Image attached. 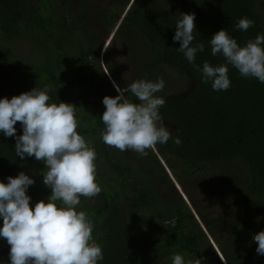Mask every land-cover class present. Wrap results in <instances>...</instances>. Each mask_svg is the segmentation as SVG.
<instances>
[{"label": "trees", "instance_id": "obj_1", "mask_svg": "<svg viewBox=\"0 0 264 264\" xmlns=\"http://www.w3.org/2000/svg\"><path fill=\"white\" fill-rule=\"evenodd\" d=\"M90 1L93 0H40L37 4L34 0H0V44L6 39L10 42L20 40L29 30H35L39 39L32 44L33 48L25 49V57L30 58L26 63L25 60L20 61L14 51L6 53L3 60L0 57V98L11 99L35 87L41 90L47 87L49 103L74 102L78 133L87 143L92 141L90 146L97 154L95 163L103 161L110 168L109 173L100 175L96 172L101 192L88 198V203L80 198V204L76 207L78 212L84 211L94 225L92 236L103 252V260L98 264H162L174 254L199 258L210 253L216 259L210 247L209 251L200 250V242L208 241L181 198L178 199L179 207L176 202L157 201L155 188L165 184V192L175 193L165 168L173 171L179 167L181 175L174 173L177 182L180 184L187 176L193 187L197 179L192 176L204 172L208 163H238L244 174L237 181L228 180L227 191L239 181L235 185L239 200L245 205L247 203L249 208L264 206V83L255 78L242 77L237 69L227 64L222 54L213 56L209 43L216 32L222 29L227 31L228 27H234L232 32H227L240 46L250 39L254 40L258 34L264 35V16L257 11L262 0H173L170 3L164 0H110L111 11L100 10ZM72 3H76V7ZM127 7L122 16V11ZM88 8H95V18L103 30L111 29L114 24L118 26L115 34L124 29L129 31L127 36H132V29L138 30L143 38L142 43L149 48L150 65L147 72L161 67L177 74L172 76L182 83V90L169 93L164 87L155 95L165 100L159 114L172 135L182 141L180 146L170 139L165 144L155 146L156 154L149 149L146 159L139 154L138 161L134 158L127 163L126 160L117 159L115 149L103 143L101 131L104 125L100 118L105 106L102 100L104 93L114 98V91L111 88L109 93L104 88L109 80L98 63L100 47L89 44L84 48L79 45V52L68 56L63 54V41L60 40L68 28H84L92 15L87 13ZM180 13L195 14L194 39L190 46L199 43L205 45V50L197 52L194 61L200 71L177 50L180 43L172 39ZM244 17L254 21V26L247 31L236 28L237 21ZM53 36L57 44L51 41L43 54L42 39ZM74 40L70 37L69 42ZM74 42L79 44L82 41ZM206 61L213 67L227 65L231 82L228 90L214 91L211 81L202 82V68ZM23 63L25 70L16 78ZM105 64L113 80L118 83L112 67L107 62ZM169 66L175 69L166 70ZM21 80L26 84L34 80L36 85L22 90L20 88L24 87V83L20 84ZM163 80L166 82V79ZM92 92L96 94V101L89 95ZM83 93L88 96L85 102L82 100ZM127 95L132 102L139 103L131 93ZM77 97L81 100H77ZM15 128L16 136L22 135L19 122ZM15 143L14 137H5L0 132V182L6 184L7 177L15 178L23 172L35 181L31 187L39 189L43 185V172L46 171L44 164L29 175L28 172L38 166L37 160L27 155L21 160L15 154ZM163 154L168 158L167 163L159 160ZM141 158L151 168V171L148 170L150 175L145 176L143 183L134 178L135 166L132 163L134 161L140 168ZM152 182L155 185L151 186ZM129 184L134 187L142 185L141 191L136 190V195L128 196L126 191ZM37 193L30 201V207L41 200L47 202L51 190L45 187ZM146 207H150L159 217L155 223L160 226L155 231L154 227L149 228L152 219L137 218L139 210ZM185 218L193 219L190 229H187ZM201 220L205 228H214L205 217L201 216ZM168 221L173 226L165 225ZM234 225L237 237L222 250L226 262L264 264V256L256 253L257 244L252 240L255 234L264 230V224L243 218L235 221ZM244 225H247V230ZM157 233L162 237L157 238ZM9 251L6 240L0 238V264H10Z\"/></svg>", "mask_w": 264, "mask_h": 264}, {"label": "clouds", "instance_id": "obj_2", "mask_svg": "<svg viewBox=\"0 0 264 264\" xmlns=\"http://www.w3.org/2000/svg\"><path fill=\"white\" fill-rule=\"evenodd\" d=\"M195 14L180 13L176 23L174 42L189 63L194 64L197 52L205 45L190 46L194 39ZM254 21L240 18L236 28L247 31ZM211 54H222L244 78H255L264 83V35L258 34L244 46L238 45L225 29L216 32L209 40ZM228 67L222 64L213 67L204 62L202 82L211 81L214 91H226L231 82ZM114 98L102 100L105 111L100 118L104 128L101 139L104 144L123 152L132 150L147 156V149H154L170 139L180 146L182 141L174 137L165 125L159 108L165 100L155 94L162 91L165 81L158 78L137 80L127 88L120 89ZM48 88L35 87L13 96L0 98V132L5 137H14L15 154L21 160L34 157L43 162V184L51 190L47 202L44 200L30 207L31 197L26 195L35 181L20 172L15 178L7 177L0 182V238L10 246V264H98L103 260L101 246L93 239L94 225L84 211H77L80 197L92 198L101 192L96 181L97 154L78 131L75 117L76 107L70 103H49ZM131 93L139 103H134L124 93ZM22 127V135L16 136L15 125ZM60 202L59 204L57 202ZM256 242V253L264 256V230L252 237ZM172 264H185L180 254L172 256ZM195 258L187 264H202Z\"/></svg>", "mask_w": 264, "mask_h": 264}, {"label": "rangeland", "instance_id": "obj_3", "mask_svg": "<svg viewBox=\"0 0 264 264\" xmlns=\"http://www.w3.org/2000/svg\"><path fill=\"white\" fill-rule=\"evenodd\" d=\"M39 4L40 0H34ZM168 3L172 2L173 0H164ZM76 4V3H75ZM74 3L71 5L73 7H76ZM90 4H94V6H99L100 10L103 11H111L113 8L110 5V0H93L90 1ZM259 5V10L257 9L258 13H261L262 16H264V0L261 1ZM95 8H88L87 13L92 14L90 20L87 21V23L84 25V28L81 29V26L71 29L68 28V30L61 36L60 40L63 41L61 44V47L64 49L63 54L70 55H76V53L79 52L80 49H78L79 45L83 46L84 48H87L89 44H92L95 48L100 47L99 50V56H98V63L102 68V71L104 75L109 80V86L106 84L104 86L105 89L111 90L113 88L114 94L113 96H117L119 93L116 91V89L113 86V83H115L116 86H118L120 89L127 88L131 83L134 81H137L139 79L143 80H150L155 81V79L162 78L166 79L165 87L166 91L169 93H175L179 90H182V83L180 81H177L173 78L172 75H177L175 72H169L165 71L164 69L158 68L147 72V67L150 65V58L148 56L149 48L147 45L145 46L142 43L143 38L139 34L138 30L132 29V36L128 35L129 31L126 32L124 29L121 30V33L115 34L117 25L114 24L111 29L103 30L100 26V22L96 20V16L94 15ZM128 10V7L125 8L122 11V16L125 14V12ZM205 19V17H204ZM116 25V26H115ZM234 30V27H228L227 31L232 32ZM229 32V33H230ZM71 33V34H70ZM108 33V34H107ZM136 34V35H135ZM73 35V36H72ZM37 33L35 30H29L26 36H23L22 39L17 41H8L3 40L1 45V51H0V57L1 60L4 59V56L6 53H10L11 51H14L19 58L20 61L25 60V63L30 60L25 57V49L27 47L33 48L32 44L37 42L39 39H37ZM70 37H73V40H81V43L77 42H69ZM49 38V39H48ZM43 38L42 43H44L43 46V54L45 53L44 48L46 45H49L51 41H53L55 44L57 42L54 40L53 37ZM37 39V40H36ZM41 41V40H40ZM55 46V45H54ZM70 50V51H67ZM27 55V52H26ZM39 55H41V52H39ZM30 56V54H29ZM32 57V56H31ZM0 60V62H1ZM57 61V59L53 62V64ZM109 63V65L112 67V71L118 78V83H116L112 76L110 71L107 68V65L105 63ZM25 63H23L21 71L19 74H16V78H19L21 76V72L25 70ZM170 68L166 67V70H174L175 68L172 66H169ZM145 74V75H144ZM18 81L14 80L13 83H16ZM21 83H24L23 80H21ZM36 83L34 80H31L29 83H24L23 88H20L22 90L30 89L32 86H35ZM110 93V91H109ZM127 92L124 93L125 96H127ZM91 95V98L93 101H96V94L89 93ZM104 96L111 97L109 94L104 93ZM83 102H85L87 94L83 93ZM77 100H81L77 97ZM87 103V102H86ZM74 104V102L72 103ZM92 141H89V145ZM114 148V147H113ZM115 149L116 157L117 159H123L126 160L128 163L132 159H137L139 154L132 150H126V151H119L118 149ZM153 153L156 154V150L151 149ZM149 152V149L146 150ZM148 156V155H147ZM161 158L159 160H162L163 163H167L168 158L164 154L160 156ZM145 158V156H144ZM144 158H141L140 161V168L138 165L132 161L133 165L135 166L134 170V178L137 182L144 181V178L146 175H150L148 170L151 168L149 164L144 160ZM146 159V158H145ZM100 160V159H99ZM113 161H117L115 158H111ZM161 162V165L165 168L164 164ZM37 167H35L32 171H29L28 174L32 175L33 171L36 172L39 170V168L42 167L43 163L41 161H37ZM35 163V164H36ZM96 164L97 172L101 174L109 173L110 168L106 165V162L100 161ZM128 165V164H126ZM207 168L204 172L197 174L196 176H192V178L197 179L196 186H193L189 183L191 180L189 177L185 176L184 181H181L179 184L174 177V173L181 175L179 167H177L176 170H167L165 168V171L173 185V188L175 190L174 192H165V188H167V185L160 184V187L155 188L156 190V199L160 202H176L177 206L180 205L179 197L183 201V204L187 206L189 209L192 218L196 223L199 224L202 231L205 233L206 239L208 243L206 242H200L199 248L200 250H208L209 247L214 251L216 254V259L211 256V254H207L206 256H201L197 259H202V264H208L206 263L209 261V264H228L226 260L223 257L222 250H224V247L228 246L234 237H237V233L235 232V221L241 219H246V221L253 220L254 222H260L264 224V206L261 208H255V207H248V204L239 200V196L237 197V184H239V181L236 182V184L233 186V188L228 192L226 184H228V180L237 181L241 176H243L244 171L242 167L238 163H224V164H216V163H208ZM211 175V173H213ZM152 173V172H151ZM193 179V180H194ZM164 181V180H163ZM97 184L99 182V179L95 181ZM165 182V181H164ZM166 183V182H165ZM167 184V183H166ZM198 184H200L198 186ZM130 186L127 188V195L132 196L133 193L136 195V190L141 191L142 185H134L129 184ZM133 185V186H132ZM155 185V183L152 182L151 186ZM132 186V187H131ZM223 186V187H222ZM46 186L43 184L39 189H36L34 187L30 186V189L26 191V195L31 197V202L33 201L34 197L38 194L37 191L44 189ZM83 198V202L88 203L90 199L86 197H80ZM149 198V197H148ZM253 201V199H251ZM195 205L197 209L195 208ZM179 207V206H178ZM244 214V215H242ZM205 217V219L213 225V229L209 230L208 228L204 227V224L202 223L201 216ZM238 215V217H237ZM150 218L153 222H150V227H154V231L158 229V226L160 224H156L155 222L159 221V217L156 216L155 212L151 210L150 207H146L143 209H140L137 213V218ZM192 219V220H193ZM192 220L189 218H185V222L187 224V229L191 228ZM2 218H0V227H2ZM173 226L172 222H166L165 225ZM244 229L247 230V225H244ZM162 237L161 234L157 233V238ZM207 244V245H206ZM227 252V250H226ZM230 253V252H229ZM228 254V252H227ZM231 254V253H230ZM169 257V256H168ZM185 264H187V261L194 260L196 257H190V255H183L182 256ZM172 257L167 258L164 260L162 264H172ZM206 261V262H204Z\"/></svg>", "mask_w": 264, "mask_h": 264}]
</instances>
